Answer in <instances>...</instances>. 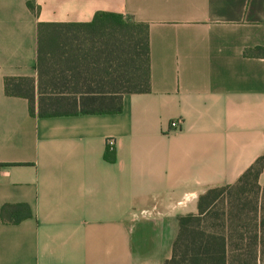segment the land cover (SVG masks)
<instances>
[{
    "label": "crops",
    "instance_id": "1",
    "mask_svg": "<svg viewBox=\"0 0 264 264\" xmlns=\"http://www.w3.org/2000/svg\"><path fill=\"white\" fill-rule=\"evenodd\" d=\"M99 13L148 26L149 93L56 117L7 95L28 78L38 101L39 24ZM263 155L264 0H0V264H165L179 217Z\"/></svg>",
    "mask_w": 264,
    "mask_h": 264
},
{
    "label": "trees",
    "instance_id": "2",
    "mask_svg": "<svg viewBox=\"0 0 264 264\" xmlns=\"http://www.w3.org/2000/svg\"><path fill=\"white\" fill-rule=\"evenodd\" d=\"M38 33V101L33 80L5 79L7 95L28 99L31 115L36 105L40 117L118 114L123 95L150 92L147 25L99 13L90 24H39ZM114 152L107 149L105 159L113 162ZM263 171L264 155L235 184L201 195L198 214L179 217L165 264L264 263ZM13 208L18 215L3 208L4 222L31 215L26 205Z\"/></svg>",
    "mask_w": 264,
    "mask_h": 264
},
{
    "label": "built area",
    "instance_id": "3",
    "mask_svg": "<svg viewBox=\"0 0 264 264\" xmlns=\"http://www.w3.org/2000/svg\"><path fill=\"white\" fill-rule=\"evenodd\" d=\"M171 127L174 129V130H179L180 129V124L178 122H173L171 124ZM107 146H108V149L111 150V151H115V142L114 140H109L108 143H107Z\"/></svg>",
    "mask_w": 264,
    "mask_h": 264
},
{
    "label": "rangeland",
    "instance_id": "4",
    "mask_svg": "<svg viewBox=\"0 0 264 264\" xmlns=\"http://www.w3.org/2000/svg\"><path fill=\"white\" fill-rule=\"evenodd\" d=\"M261 184V183H260ZM262 185V184H261ZM264 185V184H263ZM261 264H264V263H261Z\"/></svg>",
    "mask_w": 264,
    "mask_h": 264
}]
</instances>
